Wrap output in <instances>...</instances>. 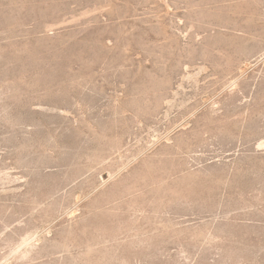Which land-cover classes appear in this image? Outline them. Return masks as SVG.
Masks as SVG:
<instances>
[{
	"label": "rangeland",
	"instance_id": "1",
	"mask_svg": "<svg viewBox=\"0 0 264 264\" xmlns=\"http://www.w3.org/2000/svg\"><path fill=\"white\" fill-rule=\"evenodd\" d=\"M0 264H264V0H0Z\"/></svg>",
	"mask_w": 264,
	"mask_h": 264
}]
</instances>
